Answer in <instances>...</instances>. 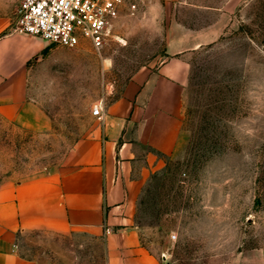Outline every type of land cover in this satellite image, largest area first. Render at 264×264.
<instances>
[{
	"label": "rangeland",
	"instance_id": "obj_1",
	"mask_svg": "<svg viewBox=\"0 0 264 264\" xmlns=\"http://www.w3.org/2000/svg\"><path fill=\"white\" fill-rule=\"evenodd\" d=\"M21 2L0 0L12 28ZM148 2L122 12L100 49L46 41L29 87L49 127L0 116V184L59 169L78 139L104 128L130 79L166 59L168 22ZM228 13L218 39L188 54L180 145L150 170L138 199L144 244L171 264H264V0H232ZM20 247L39 264H107L102 241L84 233L30 232Z\"/></svg>",
	"mask_w": 264,
	"mask_h": 264
},
{
	"label": "crops",
	"instance_id": "obj_2",
	"mask_svg": "<svg viewBox=\"0 0 264 264\" xmlns=\"http://www.w3.org/2000/svg\"><path fill=\"white\" fill-rule=\"evenodd\" d=\"M148 1L147 11L168 22L166 59L130 79L104 128L78 139L59 169L0 184V264H39L20 249L21 236L30 232L92 236L102 241L107 264H171L144 244L138 199L150 170L180 145L188 54L224 32L220 19L232 0ZM201 14L212 21L202 24ZM11 25L0 18V116L48 129L29 87L31 62L40 60L48 43ZM141 147L147 148L146 166L139 171Z\"/></svg>",
	"mask_w": 264,
	"mask_h": 264
},
{
	"label": "built area",
	"instance_id": "obj_3",
	"mask_svg": "<svg viewBox=\"0 0 264 264\" xmlns=\"http://www.w3.org/2000/svg\"><path fill=\"white\" fill-rule=\"evenodd\" d=\"M144 0H22L15 30L39 37L49 44L77 47L89 40L100 49L114 20L129 12L135 15ZM93 115L103 118L101 104ZM110 230L107 229L106 232Z\"/></svg>",
	"mask_w": 264,
	"mask_h": 264
}]
</instances>
